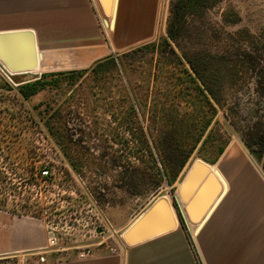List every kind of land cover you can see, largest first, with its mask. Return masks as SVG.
I'll return each mask as SVG.
<instances>
[{
  "label": "rangeland",
  "instance_id": "obj_1",
  "mask_svg": "<svg viewBox=\"0 0 264 264\" xmlns=\"http://www.w3.org/2000/svg\"><path fill=\"white\" fill-rule=\"evenodd\" d=\"M177 1L163 0L151 40L118 46L117 56L141 50L118 57L103 76L48 77L25 97L17 82L38 80L49 68L15 82L0 67V210L42 221L54 261L119 250L124 230L159 199L179 219L178 189L192 163L219 169L233 145L264 177V154L253 143L249 150L241 133L250 129L254 142L264 130V0H184L170 47L141 48L167 38ZM108 16L101 25L112 44ZM187 58L205 72L222 107L198 91L203 86ZM211 117L170 182L162 164L183 160ZM45 168L50 175L41 178Z\"/></svg>",
  "mask_w": 264,
  "mask_h": 264
},
{
  "label": "crops",
  "instance_id": "obj_2",
  "mask_svg": "<svg viewBox=\"0 0 264 264\" xmlns=\"http://www.w3.org/2000/svg\"><path fill=\"white\" fill-rule=\"evenodd\" d=\"M100 1L0 0V34H33L35 73L87 69L118 46L151 40L163 0H117L112 44ZM31 72L12 76L37 75ZM254 164L245 157L219 163L224 192L197 224L185 218V227L176 222L169 232L85 260L54 261L42 221L0 210V264H264V177Z\"/></svg>",
  "mask_w": 264,
  "mask_h": 264
},
{
  "label": "water",
  "instance_id": "obj_3",
  "mask_svg": "<svg viewBox=\"0 0 264 264\" xmlns=\"http://www.w3.org/2000/svg\"><path fill=\"white\" fill-rule=\"evenodd\" d=\"M100 2L103 13L108 14L111 0ZM114 4L109 28L114 27L117 0H114ZM19 55L24 59L22 64L17 62ZM0 63L12 73L33 71L37 66L33 34L28 31L0 34ZM187 172L178 189V196L184 204L180 216L184 223L187 219L188 222L197 224L216 204L225 185L219 173L201 161H194ZM176 222L180 223L173 207L164 199H159L124 230L122 242L126 246L137 244L171 231Z\"/></svg>",
  "mask_w": 264,
  "mask_h": 264
},
{
  "label": "trees",
  "instance_id": "obj_4",
  "mask_svg": "<svg viewBox=\"0 0 264 264\" xmlns=\"http://www.w3.org/2000/svg\"><path fill=\"white\" fill-rule=\"evenodd\" d=\"M184 0H179L177 2H175V4L171 5V9L169 11V20L167 23V38H164L163 40H161L160 42H151L148 43L144 46H142L141 48H151V49H156L158 47H162L163 45H166L168 47H170V43L169 40L171 41H175L176 40V35L178 33V30L182 24V18L179 16V10L183 9L185 6ZM141 50L140 48L134 49L132 51L126 52L122 55H120L121 57H126V55H128V53L134 52V51H139ZM172 51V49H171ZM173 53V51H172ZM120 56L111 54L105 58H102L98 61H96L93 65H91L89 68L87 69H83V70H72V71H68V72H57V73H47V74H42L40 76V78L38 80L35 81H31L30 79L26 80V81H22V82H17V84H20V91L23 94V96L25 97H29L32 96L36 93H38L40 90H42L47 84H45V80L50 77L52 78H57V77H61V76H71V77H82L83 75H85L86 73H92L95 76H103L104 73H106L108 70H111L112 68H115L117 63L120 61L121 58H118ZM177 61L179 62V58L176 56ZM187 63L190 65L191 70L193 71L194 75L196 76V78L198 79V81L201 83V85L203 86L202 88H198V91L203 95L204 99L209 103V99L208 96L218 105L221 106V102L220 99L217 95V92L214 90V88L212 87V84H208L207 81V76L205 74L204 71L200 70L199 68H197L196 64L194 63V61L190 60V59H186ZM253 67V66H251ZM236 65H230L227 71L229 74L232 75H237L238 71L236 69ZM251 73L256 72L255 68H250ZM261 75L264 76V67L261 68ZM190 76V75H188ZM191 81L195 83V79L193 77H190ZM260 79V78H259ZM12 80L16 82V78L12 77ZM31 81V82H30ZM57 83V82H55ZM258 85H261L262 82H257ZM50 85V84H49ZM204 91L208 94H205ZM215 112V110H214ZM212 120V117L210 118V120H207L204 124V127H202V131L200 132L198 138L193 142V144L191 145V147L189 148V150L186 152V154L184 155L183 160L181 161H176V163H169V164H162L163 168H164V177L167 176V178H169L170 182H173L179 175L180 171L182 170V168L184 167L187 159L189 158L190 154L194 151V149L196 148L197 144L201 141V138L204 135V130L206 129V127L210 124ZM250 129H247L245 132H241L243 135V140L245 142V145L249 148V150H252L253 146L251 143H253V145H256L258 147L259 152L264 154V130H259V133L255 135L256 140L254 142H252L253 140H251V133L249 132ZM253 134V133H252ZM247 138V139H246ZM149 153V152H148ZM149 155L151 156V153H149ZM264 168V165H263ZM179 221L180 224L182 225V227H185L184 222L179 214Z\"/></svg>",
  "mask_w": 264,
  "mask_h": 264
},
{
  "label": "built area",
  "instance_id": "obj_5",
  "mask_svg": "<svg viewBox=\"0 0 264 264\" xmlns=\"http://www.w3.org/2000/svg\"><path fill=\"white\" fill-rule=\"evenodd\" d=\"M1 71L4 73H6L5 74V76L9 79V77L8 76H12V74H10L5 68H1ZM50 175V172L45 168L44 170H42V172H41V178H46L47 176H49ZM48 243H49V240H48ZM113 252H115V251H113ZM95 254L93 253V252H91V251H89V250H83V251H81V252H79L76 256H75V258L77 259V260H85V259H88V258H92L93 256H94ZM41 262H44V259H41Z\"/></svg>",
  "mask_w": 264,
  "mask_h": 264
},
{
  "label": "bare ground",
  "instance_id": "obj_6",
  "mask_svg": "<svg viewBox=\"0 0 264 264\" xmlns=\"http://www.w3.org/2000/svg\"><path fill=\"white\" fill-rule=\"evenodd\" d=\"M113 7H114V0H111V4H110V16H108L109 18H108V20H109V22H108V28H109V23H110V20H111V18H112V15H113ZM111 28H109V30H110ZM35 71V70H34ZM37 71V70H36ZM10 73V72H9ZM12 73V72H11ZM240 149H238V147L237 146H235V145H233V146H231V148H230V150H229V152H228V155H227V157H241V155H240V151H239ZM188 171V170H187ZM187 173V172H186ZM138 220V219H137ZM136 220V221H137ZM135 221V222H136ZM202 221V220H201ZM135 222H133V223H135ZM123 235V234H122Z\"/></svg>",
  "mask_w": 264,
  "mask_h": 264
}]
</instances>
